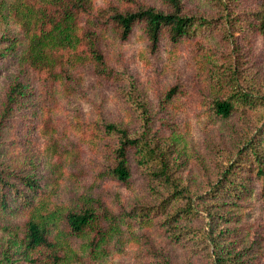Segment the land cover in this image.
<instances>
[{"label": "rangeland", "instance_id": "1", "mask_svg": "<svg viewBox=\"0 0 264 264\" xmlns=\"http://www.w3.org/2000/svg\"><path fill=\"white\" fill-rule=\"evenodd\" d=\"M9 1L0 0V48L14 40L12 48L0 55V171L11 183L4 186L6 205L0 208V227H6L0 228V259L4 250L12 254L10 261L0 264H30L12 240L21 236L32 203L44 201L45 209L54 204L73 206L83 193L115 213L119 228L96 258L90 256L85 237L68 236L77 253L72 264H163L165 256L171 264H209L202 250L196 252L167 236L158 223V207L148 209L147 219L126 214L157 203L132 150L128 186L104 172L114 137L103 132L101 122H119L135 131L139 127L126 99L131 89L148 106L153 139L190 185L209 188L217 179L218 163L233 161L231 181L211 199L220 215L222 241L236 254L232 264H264V122L255 142L262 161L257 165L249 148V138L257 135L252 114L245 117L235 111L221 118L211 109V99L218 94L211 73L228 66L236 69L241 89L249 90L253 84L264 93V36L251 15L257 0H181L186 12L212 16L223 14L225 1L232 20L188 30L175 41L164 28L153 50L141 22L124 39L109 25L101 26L98 46L109 74H98L85 61L75 63L69 77L58 82L20 60L25 38L6 13ZM110 2L164 7L160 0H93L96 7ZM14 80L25 86L5 112V94ZM23 176L31 179V187ZM59 224L64 227L63 221Z\"/></svg>", "mask_w": 264, "mask_h": 264}, {"label": "trees", "instance_id": "2", "mask_svg": "<svg viewBox=\"0 0 264 264\" xmlns=\"http://www.w3.org/2000/svg\"><path fill=\"white\" fill-rule=\"evenodd\" d=\"M160 1L164 7L143 2H133L132 7H121L119 2L96 7L93 0H10L6 13L12 15L25 38V45L19 52L20 60L53 82L68 78L70 68L75 63L85 61L98 74H109L98 46V30L101 26L109 25L119 38L124 39L132 26L141 22L149 47L153 50L164 28L167 29L168 38L175 41L188 30L232 20L225 1L223 14L219 16L188 13L183 9L181 0ZM251 15L256 22V29L264 36V0H257ZM7 42L0 48V55L14 44V40ZM211 78L218 92L211 99V109L215 115L226 118L239 111V115L247 117L245 114L251 113L255 119L254 131L257 135L249 138V148L255 156L254 162L259 165L262 161L255 142L261 138V122H264V93L254 89L253 84L248 87L249 90L241 89L234 67L215 71L211 73ZM24 86L18 80L9 84L5 94V112L11 108L17 95L23 93ZM173 89L171 87L167 91V97ZM125 94L139 121V127L135 131L119 122H101L103 132L114 137L104 172L128 186L131 179L128 153L132 150L136 165L147 178L149 193L157 201L146 208H133L126 214L147 219L149 210L156 211L158 207L161 215L158 223L171 240L196 248V252L202 250L209 264H232L230 261L236 254L230 252L229 244L222 241L223 229L217 223L220 215L213 209L211 199L231 181L233 161L218 163L217 179L211 186L210 181L206 183L209 188L204 189L201 184L190 185L188 177L150 134V115L146 102L132 89ZM240 151L241 147L235 153ZM6 175L0 171V208L6 205L4 186L11 185ZM21 178L27 187L32 186L29 177ZM45 205L44 201L30 205L21 236L18 241L12 240L21 247L23 258L30 264H72L77 253L70 245V235L85 237L90 256L96 258L102 255L103 244L119 228L118 216L99 199L86 193L80 194L73 206L54 204L45 209ZM205 217L207 219L203 221ZM198 219L199 222L195 221ZM62 221L63 228L59 224ZM0 228L6 230L5 226ZM11 254L10 251H2L0 262L10 261ZM163 264H171L168 257L165 256Z\"/></svg>", "mask_w": 264, "mask_h": 264}]
</instances>
